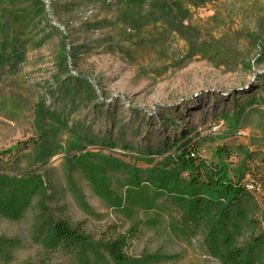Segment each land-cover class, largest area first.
<instances>
[{"label": "rangeland", "instance_id": "obj_1", "mask_svg": "<svg viewBox=\"0 0 264 264\" xmlns=\"http://www.w3.org/2000/svg\"><path fill=\"white\" fill-rule=\"evenodd\" d=\"M38 1L17 0L23 16L0 31L25 41L0 59V152L26 145L5 159L13 185L0 168V264H77L42 244L45 221L55 219L94 235L91 264H116L101 243L116 229L131 264H226L229 237L240 264H264V37L249 36L261 16L264 26V0L193 11L191 23L211 33L192 42L221 61L203 50L187 60L191 46L160 26L123 30L115 0ZM73 77L92 98L73 92ZM187 129L199 158L225 163L240 183L258 180L257 216L222 202L196 208L179 195L187 174L169 166L174 147L164 152L161 142ZM172 169L179 183L170 190L141 182ZM29 178L38 193L11 214L7 194L20 202Z\"/></svg>", "mask_w": 264, "mask_h": 264}, {"label": "trees", "instance_id": "obj_2", "mask_svg": "<svg viewBox=\"0 0 264 264\" xmlns=\"http://www.w3.org/2000/svg\"><path fill=\"white\" fill-rule=\"evenodd\" d=\"M24 1L30 2L31 4H41L38 0ZM212 1L215 0H115L119 5L115 20L123 30H126L127 27L142 29L146 26L152 28L160 26L164 30V33L176 34L191 46L192 49L190 48L191 50L188 54L189 59L187 60L192 58L191 54L200 53L199 50L204 51L202 58L210 60L212 57L219 58L221 56H215V54L211 53L209 55L207 52L208 48L201 43L192 42V37L197 36L199 38L211 33V31L210 29L201 31L196 25L191 23V20L194 15L193 11L203 8L205 4L211 3ZM16 2L17 0H0V31L7 22L8 24L12 20L16 22L17 19L23 16V11L16 5ZM261 17L263 18V16ZM262 18L255 20L254 29L251 30L252 32L249 35L251 38H255L256 41L264 37ZM220 22L218 21V23ZM12 34L14 36L11 35L10 37L7 34H2L0 38V59H3V56H5L4 53L7 48H20L25 43V41L22 42V40L16 38L14 32ZM239 34L240 32L236 30V33L233 35L238 37ZM59 36L65 39L61 33H59ZM221 60H223V57L219 61ZM73 81H76L77 84V87L73 90V92L77 91L75 94L82 95L84 99L92 98L94 91L89 83L76 77L68 79V82ZM189 133L190 130L187 129L181 133V136L174 137L170 141L163 140L161 142L164 146V152H166V149L174 147L173 151L165 157L169 166L174 170L179 168L187 174V178H184L187 182L181 185L183 188L186 187V191L179 195L187 197L189 201H192V204L196 205V208L203 206V201L209 205H219L222 202L223 207L227 205L240 208L243 205L246 207L248 216H257L259 213V205L256 202L255 192L261 188L258 180L253 178L240 183L229 176L225 163H206L198 157V142L196 139L188 137ZM23 149H26V145L24 142H21L0 152V168L3 169L2 178L5 180L4 184L11 182L13 185L15 183L13 177H9L6 174L4 167L6 165L5 159L16 158L17 154L22 152ZM159 151L160 148L155 152L159 153ZM14 152L16 154H13ZM160 168L158 166V169ZM173 169L169 173L162 172L160 175L149 172V176L141 182L150 184L153 189L161 186V190H170L179 183L176 180L178 174H173ZM132 174L136 177L134 179L135 182L140 183V179L135 172ZM38 181L41 182L40 180ZM246 185L251 187V189L246 187ZM37 186L38 184L35 179H31V182L27 185V188L30 187L29 192L27 194V190L23 192L26 196L20 202L17 201L16 196L11 197L7 194V201L3 205V208L10 211L11 214H16L17 208L22 210L23 207L30 206V199L38 193ZM15 202H18V204ZM187 207L191 208L190 203H187ZM250 219L249 221L254 222V218ZM111 232L109 238L101 241L105 254L116 264H131L133 261L123 251V248L127 246L125 233L117 229ZM44 235L42 244L46 249H52L55 252L58 251L65 256L67 255L77 262V264H91L97 257V254L93 252L97 249V241L93 238L94 235L85 230L82 225L69 224L65 220H47L45 221ZM227 244L226 252L222 256L223 261L226 264H240L242 250L232 247L231 237L226 239ZM42 264H45V262Z\"/></svg>", "mask_w": 264, "mask_h": 264}, {"label": "built area", "instance_id": "obj_3", "mask_svg": "<svg viewBox=\"0 0 264 264\" xmlns=\"http://www.w3.org/2000/svg\"><path fill=\"white\" fill-rule=\"evenodd\" d=\"M246 187H248L249 189H251V187H249L248 185H246Z\"/></svg>", "mask_w": 264, "mask_h": 264}]
</instances>
